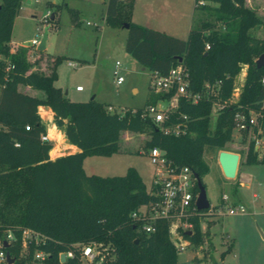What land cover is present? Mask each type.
<instances>
[{
	"label": "trees",
	"instance_id": "1",
	"mask_svg": "<svg viewBox=\"0 0 264 264\" xmlns=\"http://www.w3.org/2000/svg\"><path fill=\"white\" fill-rule=\"evenodd\" d=\"M22 1L0 0V239L5 240L8 233L13 237L6 253L15 259L14 264H81V248L97 243L110 250L103 264H178V248L170 239L167 222H158L147 235L132 220L133 212L153 200L139 172L130 168L124 176H89L83 164L88 157L117 154L123 135L134 133L147 136L145 150L162 148L175 163L190 166L201 180L210 171L204 161L207 151L238 153L239 166L264 165V149L258 152L253 140L264 128V67H256L264 53V39L252 35L255 28L264 27L257 11L247 0H204L208 4L203 6L195 0V11L209 10L215 22L203 21L182 41L135 24L134 0H107L106 23L118 28L129 25L126 50L141 66L168 74L182 64L189 73L190 89L204 95L197 104L180 101L172 121L187 116L188 132L173 137L165 136L151 118L142 117L145 108L155 103L109 112V106L94 99H68L55 86L61 57L52 60L49 74L32 70L30 49L11 46ZM54 6L58 11L63 7L73 11L66 4ZM245 66L239 100L230 103L236 78ZM218 82L217 94H206L205 86ZM214 103L224 108L212 129ZM41 106L52 110L57 128L79 152L51 160L53 145L41 139L47 133L38 111ZM238 111L259 113V126L244 132L249 137L243 139L245 149L233 151L229 145ZM195 193L199 194L197 183ZM198 213L191 218L193 234H183L189 246L200 247L204 241L200 220L207 212ZM25 231L37 234L39 242L24 241ZM37 252L47 257L38 261ZM68 252L73 257L61 263V254Z\"/></svg>",
	"mask_w": 264,
	"mask_h": 264
},
{
	"label": "rangeland",
	"instance_id": "2",
	"mask_svg": "<svg viewBox=\"0 0 264 264\" xmlns=\"http://www.w3.org/2000/svg\"><path fill=\"white\" fill-rule=\"evenodd\" d=\"M49 2L53 6H49ZM106 3L107 0H23L11 39L14 44L36 39L41 41L47 29L44 54L39 55L36 47H29L31 69L49 74L52 60L61 57L55 86L72 100L89 101L94 97L118 112L122 109H142L150 102L165 107L166 102L156 101L159 94L150 89L151 71L147 68L143 70L145 67L126 50L128 29L106 23ZM247 3L257 11L264 23V0H249ZM55 4H66L73 11L66 7L58 11ZM209 5L213 6L211 3ZM134 6L132 21L135 24L182 41H186L191 29L199 27L203 21L215 22L209 10L195 11L193 0H135ZM252 35L264 39V27L258 26ZM69 62L77 66L70 67ZM117 62L121 64L119 74L125 79L121 85H117L114 75ZM243 69L236 78L239 87L244 84L240 83ZM77 87H82L84 91L77 92ZM133 88L137 92L133 93ZM236 96L233 98L235 103L240 97ZM211 117L213 129L216 114L213 112ZM244 138L249 140L244 133L235 129L233 143L229 147L233 151L245 149ZM146 139V135L125 133L117 154L87 159L86 174L117 177L135 168L141 172L149 191L154 167L143 148ZM219 152L207 151L204 155L210 171L202 182L211 207L200 220L203 244L200 247L187 246L178 252V264H264V165H248L249 186L238 187L239 171L243 165L238 167L236 178L228 180L218 163ZM224 195L229 196V202H233L229 206L236 209L244 206L246 213L230 214L222 209L223 213L220 214L219 204ZM179 244L186 245L187 242L181 240ZM81 264L90 263L85 261Z\"/></svg>",
	"mask_w": 264,
	"mask_h": 264
},
{
	"label": "built area",
	"instance_id": "3",
	"mask_svg": "<svg viewBox=\"0 0 264 264\" xmlns=\"http://www.w3.org/2000/svg\"><path fill=\"white\" fill-rule=\"evenodd\" d=\"M205 3L204 0H199L197 6H203ZM88 25L90 24L88 23ZM32 42L36 48L40 44L39 39ZM206 48L208 49L209 46ZM69 66L76 67L77 64L69 62ZM120 67L121 64L117 62L114 70V75L117 77V85H121L125 81L124 77L119 74ZM262 84L264 85V79ZM220 85L221 82L214 85L207 84L205 86L206 94L211 93L216 95L218 89H220ZM241 88L242 86L239 87L235 81L230 103H235L233 98L235 95H237L236 97L240 96ZM150 89L154 93L159 94L160 99L158 100L166 102V106L161 108L157 104H151L145 108L142 117L151 118L165 136L179 137L187 134L188 117L184 115L180 118V121L174 122L172 121V115L178 110L182 99L197 104L203 99L204 95L202 93H194L190 89L189 73L186 68L182 64H179L171 68L168 74H161L158 71L151 72ZM82 90V87H77V91ZM222 108H224L223 105L213 104L211 115H213V112L216 114L214 121H216ZM108 111L114 112L115 109L109 106ZM259 116V113L253 111L248 115L241 111L236 112L233 117L235 129L244 133L257 128L259 126ZM26 129L29 130V127H26ZM41 139L44 142H50L47 134L43 135ZM253 140L255 141V149L261 153L264 149V128H259L258 134L254 135ZM145 154L149 157L154 167L152 187L148 191L153 200L133 212L131 214L132 220L137 223L138 231L147 235L156 230L158 222H167L169 224L170 239L176 244L178 252H180L189 246L183 234H186L188 231L193 233L194 226L191 218L200 212L196 207L198 195L195 193L197 183L195 172L190 166L175 163L162 148L155 147L148 149L145 151ZM223 201H229V197L224 195ZM225 209L230 214L238 212L242 214L246 213L244 206H239L236 209V207L226 205ZM219 212L221 214L222 209ZM33 239L39 242L40 237L31 231L24 232V241ZM181 240L187 242V244H179ZM12 241L13 237L11 233H8L5 240L0 239V264H8L5 244H9ZM25 245L26 243H24ZM65 255L66 258L73 257L72 252L65 253ZM109 255L110 250L108 246L97 243L88 244L81 248L80 263L88 261L90 264H93L98 261V264H103L107 261ZM46 257V254L42 252L35 254V259L38 261H43Z\"/></svg>",
	"mask_w": 264,
	"mask_h": 264
},
{
	"label": "crops",
	"instance_id": "4",
	"mask_svg": "<svg viewBox=\"0 0 264 264\" xmlns=\"http://www.w3.org/2000/svg\"><path fill=\"white\" fill-rule=\"evenodd\" d=\"M193 1H194V9H195V0H193ZM247 1H249V0H247ZM134 2H135V0H134ZM134 8H135V6H134ZM23 44L24 43H22V44H14L13 41H12V39H11V46H12L13 50L15 48L19 47V46H23ZM245 68L246 69H243V70L245 71V76H246L247 67H245ZM145 69L146 68H143V70H145ZM244 80H245V78L244 79L241 78V80H240L241 82L240 83H244ZM241 85L243 86V84H241ZM23 91L28 92V93H30L32 95H39L38 92L33 91L30 88H24ZM83 91L84 90L77 91V92H83ZM132 92L133 93L134 92H137V89L136 88H133L132 89ZM0 93H1V88H0ZM65 96L67 97V95H65ZM68 99H70V98H68ZM92 99L96 100L94 97L91 98L90 100H92ZM70 100L71 101H75V102H87V101H78V100H72V99H70ZM38 111H39V115H40L43 123L47 127V133L46 134L49 136L50 143H52V145H53V148H52V150L50 151V154H49L51 160L54 161V160H56V159H58L60 157L67 156V155H71V154H74V153L79 152V149L76 146H73V145L69 144V142L66 139L65 134L61 130H59L57 128V126L55 124L54 113L52 112V110L49 107L41 106V107H39ZM87 159H85L84 164H83L84 170H85V164H86ZM247 166L248 165H243L241 167L242 169L240 168V171H239L240 181H239L238 187L239 186L240 187L241 186H244V187H248L249 186V180H250V178H249V175H248V172H247ZM85 173H86V171H85ZM139 174L141 176V172H139ZM144 183H145V181H144ZM145 185H146V183H145ZM229 204L231 205V204H233V202L232 201L231 202H229V201L224 202L222 200V202L219 205L221 206V209H225L226 208V205H229Z\"/></svg>",
	"mask_w": 264,
	"mask_h": 264
},
{
	"label": "water",
	"instance_id": "5",
	"mask_svg": "<svg viewBox=\"0 0 264 264\" xmlns=\"http://www.w3.org/2000/svg\"><path fill=\"white\" fill-rule=\"evenodd\" d=\"M51 19L52 20L54 19V15H52ZM123 28L128 29L129 25L126 24L123 26ZM47 40H48V30L46 29L40 41V44L37 47L38 52L41 53L46 50ZM32 46H33L32 41L23 44V47H27V48ZM256 67L258 69L264 67V53L256 60ZM218 163L225 178H227L228 180H234L236 178L240 163V155L238 153L229 152V151H220L218 154ZM195 177L199 188V194L196 201L197 210L200 212L207 211L210 209L211 204L207 198L206 188L201 178L197 174H195ZM192 234L193 233L191 231L186 232V235L188 236H191ZM5 246H7V244H5ZM66 260H67L66 255L61 254L60 262L64 263L66 262ZM7 262L8 264H14L15 259L11 258L10 255L7 254Z\"/></svg>",
	"mask_w": 264,
	"mask_h": 264
}]
</instances>
